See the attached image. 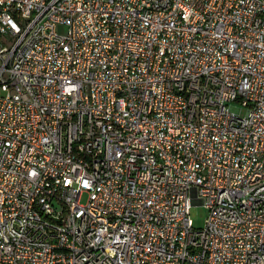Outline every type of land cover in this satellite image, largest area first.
I'll list each match as a JSON object with an SVG mask.
<instances>
[{"label": "built area", "instance_id": "built-area-1", "mask_svg": "<svg viewBox=\"0 0 264 264\" xmlns=\"http://www.w3.org/2000/svg\"><path fill=\"white\" fill-rule=\"evenodd\" d=\"M0 264H264V0H0Z\"/></svg>", "mask_w": 264, "mask_h": 264}, {"label": "rangeland", "instance_id": "rangeland-1", "mask_svg": "<svg viewBox=\"0 0 264 264\" xmlns=\"http://www.w3.org/2000/svg\"><path fill=\"white\" fill-rule=\"evenodd\" d=\"M59 31L66 33V27H60ZM207 217V209L203 205H194L191 207V218L196 228L203 227Z\"/></svg>", "mask_w": 264, "mask_h": 264}]
</instances>
